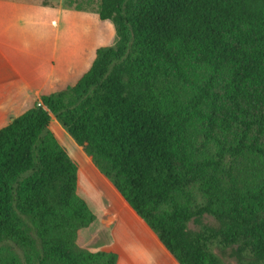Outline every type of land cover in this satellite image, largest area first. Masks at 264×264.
<instances>
[{"label":"trees","instance_id":"trees-1","mask_svg":"<svg viewBox=\"0 0 264 264\" xmlns=\"http://www.w3.org/2000/svg\"><path fill=\"white\" fill-rule=\"evenodd\" d=\"M93 15L116 44L0 129V243L26 264H117L78 248L96 216L55 117L178 264H264V0H100Z\"/></svg>","mask_w":264,"mask_h":264},{"label":"crops","instance_id":"crops-1","mask_svg":"<svg viewBox=\"0 0 264 264\" xmlns=\"http://www.w3.org/2000/svg\"><path fill=\"white\" fill-rule=\"evenodd\" d=\"M43 1L0 0V128L39 103L48 89L76 84L95 58V16ZM86 35L89 44L83 43ZM113 197L103 218L111 245L103 252L116 254L117 264H178L116 189Z\"/></svg>","mask_w":264,"mask_h":264},{"label":"rangeland","instance_id":"rangeland-1","mask_svg":"<svg viewBox=\"0 0 264 264\" xmlns=\"http://www.w3.org/2000/svg\"><path fill=\"white\" fill-rule=\"evenodd\" d=\"M47 1L51 6H62L63 8L72 9H76L77 6L81 7L86 12L90 13L91 16H93V12H96L100 5V0H76L72 7L64 3L58 4L56 0ZM84 28L86 29V25H84ZM86 32L90 34L89 29H86ZM92 32V50L94 57L98 48L104 46H114L117 42L115 28L109 21L101 24H95L94 22ZM89 42L90 36L86 35V39L83 38V43L89 44ZM53 82L57 83L55 80ZM58 87V85L55 87V91H58ZM48 90L49 91L46 94L52 92L51 89ZM59 125H61L60 122H58L54 117L49 130L67 148L70 156L79 165L78 195L85 200L91 212L96 216L95 222L90 227L82 231L81 236L83 241L78 245V248L83 251L103 252L111 245V236L108 232L109 228L103 224V218L107 215V211L111 207V203L115 202L113 197V191L115 189L113 188L111 182L100 172L92 159L77 146L69 134L67 132H61ZM252 159L253 158L250 156H245L239 161L237 173L241 184H250L253 175L259 169V164L251 161ZM92 173H97L100 176L96 177ZM105 183H107L108 188L104 185ZM203 222L209 226H217V222L212 217L207 215L204 216ZM28 225L30 229H33L30 223H28ZM189 227L192 230H199L200 228L193 222L190 223ZM30 233L32 236L36 237V233L33 230ZM215 251L218 254L220 253L219 250ZM11 257L16 258L22 264L29 263L30 259L27 251L21 245L10 241L1 242L0 262ZM224 262L225 264H236V260L229 256L224 257Z\"/></svg>","mask_w":264,"mask_h":264},{"label":"water","instance_id":"water-1","mask_svg":"<svg viewBox=\"0 0 264 264\" xmlns=\"http://www.w3.org/2000/svg\"><path fill=\"white\" fill-rule=\"evenodd\" d=\"M38 106H42V102H39V103H38Z\"/></svg>","mask_w":264,"mask_h":264}]
</instances>
